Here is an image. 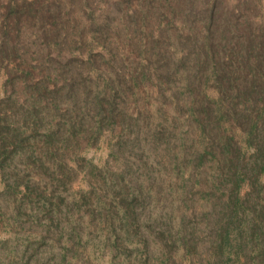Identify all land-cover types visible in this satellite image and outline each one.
Listing matches in <instances>:
<instances>
[{"label":"rangeland","instance_id":"374dc122","mask_svg":"<svg viewBox=\"0 0 264 264\" xmlns=\"http://www.w3.org/2000/svg\"><path fill=\"white\" fill-rule=\"evenodd\" d=\"M211 12L264 34V0H0V264L211 263L221 143L252 152Z\"/></svg>","mask_w":264,"mask_h":264},{"label":"trees","instance_id":"16d2710c","mask_svg":"<svg viewBox=\"0 0 264 264\" xmlns=\"http://www.w3.org/2000/svg\"><path fill=\"white\" fill-rule=\"evenodd\" d=\"M208 22L215 23V29L199 47L203 64L211 67L218 90L235 92L232 106L240 108L237 120L243 126L244 145L252 150L244 162L241 147L230 139L221 143L225 173L218 175L214 189L224 198L206 226L212 235L210 264H264V184L257 180L264 173V34L231 47L230 37L239 36L236 25L213 12ZM224 53L230 58L218 63Z\"/></svg>","mask_w":264,"mask_h":264}]
</instances>
